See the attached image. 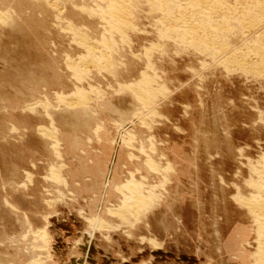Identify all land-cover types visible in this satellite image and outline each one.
Returning a JSON list of instances; mask_svg holds the SVG:
<instances>
[{"label":"rangeland","instance_id":"rangeland-1","mask_svg":"<svg viewBox=\"0 0 264 264\" xmlns=\"http://www.w3.org/2000/svg\"><path fill=\"white\" fill-rule=\"evenodd\" d=\"M44 1L0 0V264H254L264 0ZM183 12L218 39L163 27Z\"/></svg>","mask_w":264,"mask_h":264},{"label":"bare ground","instance_id":"bare-ground-1","mask_svg":"<svg viewBox=\"0 0 264 264\" xmlns=\"http://www.w3.org/2000/svg\"><path fill=\"white\" fill-rule=\"evenodd\" d=\"M42 1V0H41ZM44 1V0H43ZM46 1V0H45ZM44 1V2H45ZM126 1V0H125ZM148 4H149V2H153V4L152 5H156V4H158V3H160L161 2V0H145ZM167 1V0H166ZM174 1V0H173ZM217 0H184V2H186V7H187V10H188V8H190V9H194V11L196 10V12H195V14H200V17L202 16L203 18H205V21L207 20V19H210L214 14H216V12H219L218 11V9H220L221 7H216V5H219V3H217L216 2ZM220 1V0H219ZM236 1H238V0H236ZM242 1V0H241ZM244 1V0H243ZM250 1V0H249ZM252 1V0H251ZM251 1H250V3H251ZM258 1V0H257ZM262 1V0H261ZM261 1H258L256 4H258L259 2H261ZM105 4L107 5V12H108V15H110V16H108V17H112L113 19H115V20H117V19H119V18H121L120 20L122 21V17H124L126 14H127V9L125 8V5H121V3H119L118 2V0H105ZM162 2H163V0H162ZM161 2V3H162ZM240 2V1H239ZM248 2V1H247ZM253 2H254V0H253ZM253 2H252V4H253ZM256 2V1H255ZM161 3H160V5L159 6H161L160 8H162V12H166L167 10H166V6L168 7V4L169 3H167L166 2V4H165V2H164V9H163V5H161ZM249 3V2H248ZM123 4V3H122ZM238 4V3H237ZM260 4H262V3H259V5ZM240 5V7L242 6L241 4H238V6ZM244 5V4H243ZM245 5H247L246 3H245ZM254 6H255V3L253 4ZM225 6H226V4H225ZM250 6V5H249ZM249 6L247 5L246 7H248L249 8ZM252 6V5H251ZM250 6V7H251ZM256 6H258V5H256ZM256 6L255 7H251V8H246V7H244L245 9H248V10H252V9H255L256 8ZM263 6V5H262ZM222 7H223V5H222ZM229 8H230V6H228ZM239 7V8H240ZM216 8H217V11H215L216 10ZM223 8H225V9H227V7H223ZM223 8H221L222 10H225V9H223ZM242 8V7H241ZM240 8V9H241ZM264 8V7H263ZM220 9V10H221ZM231 10V9H230ZM230 10H228V13L227 12H225V11H221V12H224L225 14L227 13V15L229 16V15H231L232 14V11H234L233 9L231 10V12H229ZM236 10V9H235ZM247 10V11H248ZM250 10V11H251ZM257 10V9H256ZM103 11V10H102ZM185 11V10H184ZM227 11V10H226ZM241 11H242V9H241ZM246 11V10H245ZM244 10H243V12H239L238 11V13H236L235 12V15H237L236 16V18L233 16L234 14H232V16L231 17H228L229 19L228 20H230V18L232 19V18H235V19H237V21H240L241 20V22L242 23H244V21H245V19L247 18V16H249L248 15V13H249V11L247 12L246 11V13H244L245 12ZM263 11V10H262ZM104 12H106V11H104ZM192 12V11H191ZM252 12V11H251ZM251 12H250V15H251ZM186 13V12H185ZM184 12L183 13H180V14H178V16H169V14H168V17H166L165 15H164V17H163V21L162 22H164V23H162V25H163V27L165 28H167L168 30H170L172 33H174V35L175 34H180V37H181V35H182V38H183V35H184V37L186 36V38H187V41L190 39V43H195L196 44V42H194V41H199L200 43H202L203 45L205 44V46H208V43L209 42H211L212 40H210L211 38H209V36L210 35H212L214 38L216 37V39H218L217 38V34H218V32H220V31H218V30H216V26H218V24H211V23H206V24H208L207 26L208 27H205L202 23H192V24H189V23H187V22H189L188 20H190L189 18L187 19V16L186 15H184L185 14ZM220 13V12H219ZM230 13V14H229ZM253 13V12H252ZM260 13V12H259ZM164 14V13H163ZM166 14V13H165ZM194 14V13H193ZM218 14V13H217ZM217 14H216V16H217ZM223 14V13H222ZM246 14V16H243V15H245ZM191 15H192V13H191ZM190 15V16H191ZM218 16H223V15H221V13H220V15L218 14ZM254 16H255V14H254ZM197 17V16H196ZM227 17H224L223 16V19L221 18V21L223 20H225L224 18H227ZM252 17V16H251ZM111 18V19H112ZM198 18V17H197ZM249 18H250V16H249ZM258 18V17H257ZM7 19V18H6ZM202 19V18H201ZM200 19V21H202ZM220 19V18H219ZM240 19V20H239ZM252 19V18H251ZM250 19V20H251ZM195 20V19H194ZM211 20V19H210ZM209 20V21H210ZM213 20H214V17H213ZM212 20V21H213ZM262 20V19H261ZM108 21H110V20H108ZM121 21H120V23H121ZM199 21V22H200ZM204 21V22H205ZM212 21H210V22H212ZM220 21V22H221ZM226 21V20H225ZM234 21V20H233ZM232 21V22H233ZM254 21V20H253ZM111 22H112V20H111ZM113 22H114V20H113ZM112 22V23H113ZM117 22V21H116ZM125 22V21H124ZM203 22V21H202ZM216 22V21H215ZM219 22V21H218ZM240 22V23H241ZM250 22V21H249ZM5 23V22H4ZM119 23V22H118ZM117 23V24H118ZM120 23H119V25H120ZM226 23V22H225ZM225 23H224V25H225ZM230 23V22H229ZM251 23V22H250ZM124 24V23H123ZM126 24V23H125ZM220 24V23H219ZM245 24H246V21H245ZM252 24H254V23H252ZM116 25V24H115ZM122 25V24H121ZM222 25H223V23H222ZM232 25V24H231ZM112 26V25H111ZM118 26V25H117ZM122 26H125V25H122ZM230 26V25H229ZM245 27H247L246 25H244ZM254 26V25H253ZM257 26V25H256ZM202 27H205L206 29H203ZM221 27H223V26H220V27H217L219 30H221L222 28ZM236 27V26H235ZM239 27V26H238ZM249 27V26H248ZM112 28V27H111ZM115 28V27H114ZM120 29L122 28V27H119ZM124 28V27H123ZM226 28H228V24L226 23V26H225V29ZM241 29H242V25H241V27H240ZM116 29V28H115ZM118 29V28H117ZM120 29H118L119 30V32H120ZM224 29V30H225ZM240 29V30H241ZM166 30V29H165ZM224 30H221L222 32L224 31ZM169 31V32H170ZM210 33V34H209ZM261 33V32H260ZM163 35V34H162ZM220 35H221V33H220ZM257 35V34H256ZM211 36V37H212ZM258 36V35H257ZM260 37V36H259ZM186 38H183L184 40H186ZM189 38V39H188ZM256 38H258V37H256ZM179 39V38H178ZM181 39V38H180ZM216 39H214L213 40V42L216 40ZM183 40V41H184ZM191 40H192V42H191ZM182 41V42H183ZM188 42V43H189ZM223 42V41H222ZM197 44H198V42H197ZM201 44V45H202ZM207 44V45H206ZM213 43H211V45H212ZM216 44H218V43H216ZM210 45V44H209ZM204 46V47H205ZM201 47V46H200ZM212 48V47H211ZM248 48V47H247ZM261 48V47H260ZM210 49V48H209ZM257 49V48H256ZM206 51V50H205ZM211 51V50H210ZM251 51V50H250ZM259 51V50H258ZM225 52V51H224ZM255 52H257V51H255ZM264 52V51H263ZM256 54H258V53H256ZM262 54V53H261ZM263 56V55H262ZM229 58H231V56H229ZM254 58V57H253ZM227 59H228V57H227ZM232 59V58H231ZM261 59H263L262 57H261ZM227 61H229V60H227ZM231 61V60H230ZM233 61V60H232ZM245 61V60H244ZM243 61V62H244ZM237 63V62H236ZM249 63V62H248ZM242 65V64H241ZM247 66V65H246ZM251 66V65H250ZM256 67V66H255ZM262 67V66H261ZM236 68V67H235ZM247 68V67H246ZM264 162V161H263ZM255 171V170H254ZM262 172V171H261ZM260 176V175H259ZM257 187V186H256ZM264 187V186H263ZM262 191V190H261ZM139 194V193H138ZM134 195V196H132L131 197V200H132V198H134V199H136L137 200V198H141L139 195ZM259 196H260V194H259ZM261 198V197H260ZM263 199V198H262ZM242 200H244V199H242ZM264 200V199H263ZM238 201H240L239 199H238ZM246 201V200H245ZM245 201H243V203L245 202ZM242 203V202H241ZM240 203V204H241ZM246 203V204H245ZM244 204H242V206L244 205V206H247V207H249V209H251V213H252V215L254 216V222H255V224L257 225V230H258V232H259V239H258V242L259 243H257L259 246H258V248H259V250H258V256H255V261H254V264H264V259H263V256H264V201H261L260 199H257V197H254V199L253 198H251L250 199V202H245ZM261 207H263V209L261 208ZM249 212V213H250ZM258 234V233H257ZM254 257V256H253ZM262 259H263V261H262ZM260 261V262H259Z\"/></svg>","mask_w":264,"mask_h":264}]
</instances>
